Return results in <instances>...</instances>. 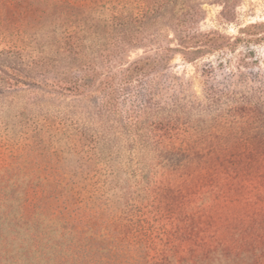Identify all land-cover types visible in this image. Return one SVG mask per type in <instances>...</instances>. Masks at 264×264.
Segmentation results:
<instances>
[{"label":"rangeland","instance_id":"obj_1","mask_svg":"<svg viewBox=\"0 0 264 264\" xmlns=\"http://www.w3.org/2000/svg\"><path fill=\"white\" fill-rule=\"evenodd\" d=\"M188 3L0 0L1 186L103 254L264 264V0Z\"/></svg>","mask_w":264,"mask_h":264},{"label":"trees","instance_id":"obj_2","mask_svg":"<svg viewBox=\"0 0 264 264\" xmlns=\"http://www.w3.org/2000/svg\"><path fill=\"white\" fill-rule=\"evenodd\" d=\"M140 1L148 9L143 18L156 16V13L166 10L173 13L184 12L190 7L189 0ZM224 1L233 3L235 0ZM140 20L142 19H137L135 22ZM185 21L180 25L186 26L187 21ZM212 38L208 37L206 40H212ZM185 40L192 41V37L189 38L186 35ZM217 46L218 44H213L211 48ZM129 70L143 72L145 63L140 61ZM78 86L81 87V84ZM244 116L250 118L253 115L245 112ZM257 168L264 169V163L257 165ZM251 179V183L243 185L256 187L258 181L254 177ZM4 182L0 180V264H144L145 259L149 260L145 261L148 264H192V262L193 264H216L217 247L199 255L164 252L151 259L148 254L143 253L136 255L110 251L103 254L100 250H92L88 231L85 227H79V224L83 222L82 219L54 218L44 213H37L26 218L20 214L22 191L12 190L6 185L1 186ZM240 232L243 233L241 230ZM253 246L256 245L253 243Z\"/></svg>","mask_w":264,"mask_h":264}]
</instances>
